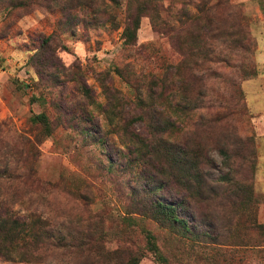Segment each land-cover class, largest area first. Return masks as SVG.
<instances>
[{"label":"rangeland","instance_id":"rangeland-1","mask_svg":"<svg viewBox=\"0 0 264 264\" xmlns=\"http://www.w3.org/2000/svg\"><path fill=\"white\" fill-rule=\"evenodd\" d=\"M78 2L0 0V212L42 232L0 264H264V0ZM158 142L206 161L191 238L151 210L183 201Z\"/></svg>","mask_w":264,"mask_h":264},{"label":"trees","instance_id":"trees-1","mask_svg":"<svg viewBox=\"0 0 264 264\" xmlns=\"http://www.w3.org/2000/svg\"><path fill=\"white\" fill-rule=\"evenodd\" d=\"M119 1L120 0H79L74 9L92 8L93 22H96L97 20L98 23H100L101 18L106 17L104 22L113 25L116 20L112 13V7L119 6ZM143 1L144 3L140 7L142 10L155 12L160 9L157 3L158 0ZM126 17L125 23L122 26L121 36L124 39L125 44L134 45L139 27V15L127 14ZM51 39L52 36L47 38L46 42H49ZM120 100L124 102V99L120 98ZM125 102L127 103V101ZM34 120L45 128L50 124L44 114L37 115L34 117ZM153 129H155V127H153ZM130 134L132 135V145L143 146L142 144L146 143L144 140H140L138 135L133 133ZM159 143L160 142H158V144ZM161 144L164 146V149H162L163 151L161 152L165 157L166 165L162 166V168H164L158 173L156 179H160L164 185L171 184L180 189L183 193V201L179 202L177 205H167L158 200L153 204L151 210L162 222H165L168 226L176 228L182 236L191 238L193 236V227L192 225H188L187 219L180 217L177 214V210H186L190 203H192L193 194H196L199 198V202H202L207 199V197L204 196L206 188L213 193L212 185H210L211 183L208 180V176L203 170L206 166V161L204 159L198 160L195 156V162L190 163L189 155L176 152L172 145L160 143L159 146H161ZM191 167H193L194 171H191ZM152 178H154V176H152ZM193 184H195V188H193ZM41 233L40 230L32 232L30 225L19 220L12 215L10 210L4 208V211L0 212V258L6 260L18 258L20 255H18V257L13 256V251L18 249L15 242L22 241V248H25L28 243L30 244L33 237L37 240L41 238ZM197 240L201 241L199 239ZM212 242L216 243L217 239L214 238ZM24 254L21 255V260L25 258Z\"/></svg>","mask_w":264,"mask_h":264},{"label":"clouds","instance_id":"clouds-1","mask_svg":"<svg viewBox=\"0 0 264 264\" xmlns=\"http://www.w3.org/2000/svg\"><path fill=\"white\" fill-rule=\"evenodd\" d=\"M21 24L23 25V21H21ZM81 47H82V45H81Z\"/></svg>","mask_w":264,"mask_h":264}]
</instances>
